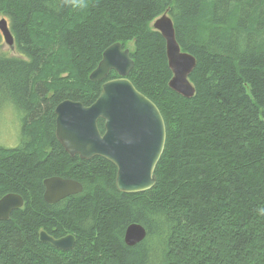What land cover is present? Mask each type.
<instances>
[{
    "label": "trees",
    "instance_id": "obj_1",
    "mask_svg": "<svg viewBox=\"0 0 264 264\" xmlns=\"http://www.w3.org/2000/svg\"><path fill=\"white\" fill-rule=\"evenodd\" d=\"M168 10L197 60L192 97L170 87L166 40L152 26ZM1 18L15 45L5 49L0 31V106L15 105L26 139L0 146V199H25L0 219V264H264V0H0ZM115 42H133L128 78L167 127L156 184L143 192L119 191L112 162L70 156L55 133L61 101L90 105L118 77L90 78ZM51 175L83 190L49 205ZM132 223L147 235L129 246ZM44 229L73 232L74 248L42 241Z\"/></svg>",
    "mask_w": 264,
    "mask_h": 264
},
{
    "label": "water",
    "instance_id": "obj_2",
    "mask_svg": "<svg viewBox=\"0 0 264 264\" xmlns=\"http://www.w3.org/2000/svg\"><path fill=\"white\" fill-rule=\"evenodd\" d=\"M152 26L166 40V54L173 77L169 85L186 97H192L195 87L190 75L196 67V57L182 50L169 10L156 18ZM4 42L14 48L15 40L6 18L0 19ZM134 60L130 49L115 42L105 49L92 80H103L114 70L118 77L106 80L98 98L90 105L65 99L55 108L56 137L65 150L81 159L103 157L117 167L116 186L119 191L136 193L151 189L157 181L156 167L165 149L167 127L157 104L142 93L128 78ZM104 121V132L99 121ZM45 200L54 203L83 190L79 182L60 176L47 177ZM23 197L8 193L0 199V219H7L12 210L23 205ZM147 231L139 223L126 229L125 242L136 245L146 238ZM42 241L69 249L74 237L56 239L41 233Z\"/></svg>",
    "mask_w": 264,
    "mask_h": 264
},
{
    "label": "rangeland",
    "instance_id": "obj_3",
    "mask_svg": "<svg viewBox=\"0 0 264 264\" xmlns=\"http://www.w3.org/2000/svg\"><path fill=\"white\" fill-rule=\"evenodd\" d=\"M4 48L10 46L4 42ZM126 48H133V42H128ZM14 53V52H13ZM23 123L20 112L12 102H5L0 106V146L15 147L25 140Z\"/></svg>",
    "mask_w": 264,
    "mask_h": 264
},
{
    "label": "flooded vegetation",
    "instance_id": "obj_4",
    "mask_svg": "<svg viewBox=\"0 0 264 264\" xmlns=\"http://www.w3.org/2000/svg\"><path fill=\"white\" fill-rule=\"evenodd\" d=\"M61 144V143H60ZM62 145V144H61ZM63 147V146H62ZM64 148V147H63ZM64 150H65V148H64ZM66 151V150H65ZM68 153V152H67ZM70 155V154H69ZM71 156V155H70ZM76 156V155H75ZM73 157V156H72ZM51 176H60V177H63V176H61V175H51ZM51 176H49V177H51ZM64 178H67V179H73V178H71V177H64ZM74 180H76V179H74ZM44 187H45V185H44ZM11 193H13V192H11ZM44 195H45V188H44V191H43V200L47 203V204H49V205H53V206H59V204L61 203V202H63V200H65L66 198H68L69 196H74V195H77V193L76 194H73V195H69V196H67V197H65V198H62V199H60L59 201H57V202H54V203H49V202H47L46 200H45V197H44ZM22 196V195H21ZM24 198V197H23ZM25 203V202H24ZM23 206H24V204H23ZM23 206H21V207H23ZM21 207H19V208H21ZM13 211V210H12ZM12 213V212H11ZM11 213H10V215H11ZM10 215H9V217H10ZM8 217V218H9ZM7 218V219H8ZM127 229V228H126ZM42 232H45L47 235H49V236H51V237H54V238H56V239H59V238H65V237H67V236H73L74 237V241H73V244L70 246V248L69 249H62V248H57V247H55L50 241H44V242H47V243H49V244H52L55 248H57V249H59L60 251H69V250H71V249H73L74 248V246H75V243H76V235L73 233V232H71V231H65V232H63V233H58V235H54V234H52L51 233V231H48V230H46V229H44V230H41V232H40V239H41V233ZM125 235H126V231H125V234H124V240H125ZM42 240V239H41ZM130 246V245H129Z\"/></svg>",
    "mask_w": 264,
    "mask_h": 264
},
{
    "label": "bare ground",
    "instance_id": "obj_5",
    "mask_svg": "<svg viewBox=\"0 0 264 264\" xmlns=\"http://www.w3.org/2000/svg\"><path fill=\"white\" fill-rule=\"evenodd\" d=\"M212 1V0H211ZM172 2V1H171ZM234 7V6H233ZM179 8V7H178ZM235 8V7H234ZM171 11V10H170ZM226 15V14H225ZM168 74V73H167ZM170 82V81H169ZM134 83V82H133ZM102 86V85H101ZM56 161V160H55ZM62 178H64V177H62ZM66 179V178H65ZM71 180H73V181H75V182H79L82 186H83V184L80 182V181H78V180H74V179H71ZM32 182V181H31ZM17 194H19V193H17ZM19 195H21V194H19ZM23 197V196H22ZM23 200H24V202H25V199L23 198ZM23 202V204H25ZM23 206V205H22ZM147 212V211H146ZM23 217H25V216H23ZM12 218V217H11ZM13 219V218H12ZM14 220H16V219H14ZM130 246H132V245H130ZM166 253V252H165Z\"/></svg>",
    "mask_w": 264,
    "mask_h": 264
}]
</instances>
